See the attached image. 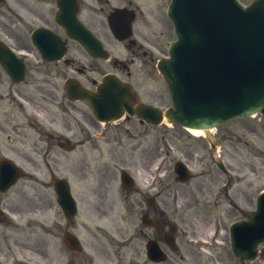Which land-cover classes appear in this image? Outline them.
<instances>
[{
	"label": "water",
	"instance_id": "95a60500",
	"mask_svg": "<svg viewBox=\"0 0 264 264\" xmlns=\"http://www.w3.org/2000/svg\"><path fill=\"white\" fill-rule=\"evenodd\" d=\"M185 31L187 32V30H185ZM202 31H203V28H201V29H190V30H189L190 34L188 35V40L185 41V42H182L181 45H180V48H181V49L190 48L191 43H192L191 39H192L193 37L196 38L198 35H200V34L202 33ZM187 34H188V32H187ZM200 51H201V53L206 54V49H205V48L200 49ZM208 56H209V55H208ZM202 63H203L206 67H209L210 64L212 63V61H209V60H208V57H206L205 59L202 60ZM213 64H214V66H215V68H214L213 70H219L217 63H213ZM168 74L171 75V76L174 75V72H173L172 68L169 70V73H168ZM243 87H244V86H241L240 88H238V89L236 90V92H239ZM248 97L250 98V102H251V104H252V105H256V104L259 103V102L261 101V99L264 97V90L262 89L260 92H258V91H254V90H250V91H249V95H248ZM220 105H221V104H220ZM230 111H231V110H228V109H227L226 112H224V113H222V114L220 115V117H223L224 114H228ZM217 116H218V115H216V116H214V117L211 116V117L209 118V120H213V119L216 118ZM180 118H181V119H184V118L181 117V116H180ZM204 122H208V120H205Z\"/></svg>",
	"mask_w": 264,
	"mask_h": 264
},
{
	"label": "rangeland",
	"instance_id": "374dc122",
	"mask_svg": "<svg viewBox=\"0 0 264 264\" xmlns=\"http://www.w3.org/2000/svg\"><path fill=\"white\" fill-rule=\"evenodd\" d=\"M244 1H246V0H244ZM156 85H157V83L155 82V86ZM251 123H255V128L249 126V125H251ZM231 125L233 127H236L237 129H239L238 133L240 135L241 140L242 139H249L253 143H256V141H259L260 116H257L256 118H254L252 120H249L246 118L245 120L236 121V122L232 123ZM171 129H172V133H174V132L178 133L180 131V128L178 127V125H173L171 127ZM254 132H255V134H253ZM236 144L238 145V147L244 146L241 141H236ZM254 158L256 159V160H253L255 162V165L257 167H259L258 157H254Z\"/></svg>",
	"mask_w": 264,
	"mask_h": 264
},
{
	"label": "flooded vegetation",
	"instance_id": "af4514ba",
	"mask_svg": "<svg viewBox=\"0 0 264 264\" xmlns=\"http://www.w3.org/2000/svg\"><path fill=\"white\" fill-rule=\"evenodd\" d=\"M129 6H130V7L132 6V7L136 10V12H139V7H138V5L133 4V3H129ZM131 52L134 53V50H131ZM57 139H59V137H57ZM136 203H137V204H142V198L138 197V198L136 199Z\"/></svg>",
	"mask_w": 264,
	"mask_h": 264
},
{
	"label": "bare ground",
	"instance_id": "6f19581e",
	"mask_svg": "<svg viewBox=\"0 0 264 264\" xmlns=\"http://www.w3.org/2000/svg\"><path fill=\"white\" fill-rule=\"evenodd\" d=\"M194 133H197V134H199L200 132L199 131H193Z\"/></svg>",
	"mask_w": 264,
	"mask_h": 264
}]
</instances>
